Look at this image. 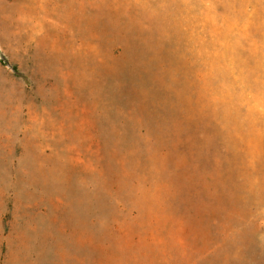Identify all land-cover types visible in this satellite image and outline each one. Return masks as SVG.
<instances>
[{
  "label": "rangeland",
  "instance_id": "rangeland-1",
  "mask_svg": "<svg viewBox=\"0 0 264 264\" xmlns=\"http://www.w3.org/2000/svg\"><path fill=\"white\" fill-rule=\"evenodd\" d=\"M0 264H264V0H0Z\"/></svg>",
  "mask_w": 264,
  "mask_h": 264
},
{
  "label": "trees",
  "instance_id": "trees-1",
  "mask_svg": "<svg viewBox=\"0 0 264 264\" xmlns=\"http://www.w3.org/2000/svg\"><path fill=\"white\" fill-rule=\"evenodd\" d=\"M11 69H12L15 73H17V68H16V67H11Z\"/></svg>",
  "mask_w": 264,
  "mask_h": 264
}]
</instances>
